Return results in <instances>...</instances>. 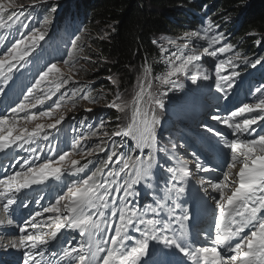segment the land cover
<instances>
[{"label": "snow or ice", "instance_id": "1", "mask_svg": "<svg viewBox=\"0 0 264 264\" xmlns=\"http://www.w3.org/2000/svg\"><path fill=\"white\" fill-rule=\"evenodd\" d=\"M47 2L30 0L28 5H17L16 0H0V49H3L0 52V95H6L11 90L17 73L23 75L21 69L31 62L33 54L45 40L52 23L51 16L57 11L55 6H51L48 16L39 26L30 27L29 23L21 19L26 16L24 8H34ZM28 18H31L30 14ZM214 27L218 28L219 25L209 20L207 27L201 31L185 32L177 39L168 40L167 44L175 50L160 45L159 55L165 70L154 79L161 87H182L181 77L190 79L193 84L201 79H210L206 70L201 72L199 62L202 56L206 54L216 58L218 54L231 52L234 48L233 44L226 42L215 47L224 41V33L209 35ZM14 28H17L18 34L9 44ZM80 39L77 36L71 41L67 59L60 62L67 70L61 68L59 63H45L36 71L31 86L21 87L22 99L18 98L14 102L10 113L0 114V153L11 149L13 145L24 148V145L34 143L45 132V128L56 129L66 117L61 114L54 118L55 109H59L61 101L66 98L72 101V107L75 108L78 91L85 101L95 102V98L77 88L80 82L74 78L79 74L77 65L80 60H91V57L83 54ZM193 39L206 42L207 46L202 48V52L188 42H179ZM156 43L153 40V44ZM240 59L237 52L228 59L218 60L214 65L215 88L224 96L238 86L236 78L240 72L236 70L238 65L234 61ZM262 61L264 56L254 61L243 58V62L251 63L253 68ZM152 73V66L145 60L138 91L131 102V122L126 126L120 127L118 124L111 132L102 131L106 122L101 120L97 130L90 131L87 136L72 143L71 153L65 151L58 159L45 158L40 164L24 158L22 163L17 162L19 170L4 172L0 178V226L5 227L15 223L12 209L18 200L23 207H28L23 200L27 198L26 190L33 185L44 184L50 177L59 180L66 174H83L66 185L67 192L56 196L54 203H49L41 211L24 219L19 227L18 238L4 245L6 248L22 250V264H173L168 259L173 250L183 257L175 264H264V124L261 123L264 121V85L255 89L258 94L255 103H243L227 116H211L212 120L231 130V139L205 125L207 132L219 138L217 144H222L223 149L227 150L224 153L227 170L215 181L203 178L197 181L206 194L211 191L217 195L211 196L216 210L212 225L214 232L205 234V244L195 246L186 230L189 215L186 211L179 215L176 213V209L181 207L176 201L185 191L182 185L191 175L188 167L190 161L177 155L176 143H171V151L158 147L156 130L160 120L156 109L165 108L162 97L166 93L153 94ZM108 79L117 84L112 76ZM69 85L72 87L71 94L61 91ZM57 93L60 96L48 106V110L38 113L31 111L43 108L45 102L52 100ZM105 106L119 112L129 107L118 90ZM84 111L90 113L93 109L86 108ZM21 113L26 121H33L38 115L53 119V122L46 126L37 123L31 130L27 127L18 128ZM101 131L100 143L81 147L82 140L97 137ZM115 137L133 141L129 153L123 151V139L117 142ZM43 138L47 139V134ZM145 149L148 150L146 155ZM25 150L35 159H40L37 148ZM136 152L139 154H130ZM73 153L80 155L81 159L72 158ZM98 153H105V157L94 162L91 157H96ZM156 153H164L168 160H176L177 166L161 164ZM81 160L84 162L81 163ZM194 163L199 171H213L205 167L199 158ZM89 165H93V169H89ZM237 165L239 168L235 178H231V170L236 169ZM156 168L168 177L164 180L163 195L153 193V202L141 207L137 203L140 195L138 188L144 186L151 190L155 187ZM63 230H68L69 235H65ZM133 230L139 233L138 238L131 235ZM70 233H78L82 239L77 242L76 236ZM61 236H64L63 240ZM209 236L212 237L210 243ZM150 242L160 247L150 252ZM54 245L55 250H51ZM152 256L156 258L149 259Z\"/></svg>", "mask_w": 264, "mask_h": 264}, {"label": "trees", "instance_id": "2", "mask_svg": "<svg viewBox=\"0 0 264 264\" xmlns=\"http://www.w3.org/2000/svg\"><path fill=\"white\" fill-rule=\"evenodd\" d=\"M69 8L70 13L79 15L82 25L104 29L107 34L93 41L100 56L93 53L97 63L93 76L98 81L87 90V94L95 98L94 104L101 106L113 98L117 86L128 95L129 88L135 85L134 79L142 70L137 68H143L145 60L152 66L153 76L162 73L165 65L160 60V45L169 48L168 39H177L178 35L199 29L207 17L223 21L225 15L233 16L221 29L226 28L224 34L233 35L228 40L234 45L233 49H238L235 51L249 61L264 56V46L260 45L264 43V0H72L62 6L60 13H66ZM153 40L157 43L153 44ZM241 64L251 68V63L245 64L243 58ZM259 67H264V61ZM109 76L116 79L117 84L105 79ZM102 85L100 92L104 93L98 95L95 90ZM77 88L84 87L78 85ZM69 89L72 91L71 86ZM79 92L76 106L82 97ZM65 102L72 105L70 99L66 98ZM75 110L77 115L84 116L81 114L85 112H80V108L75 107ZM108 115L118 117L113 111ZM103 117L101 120L104 121ZM113 127L114 123L106 121L102 131L113 130Z\"/></svg>", "mask_w": 264, "mask_h": 264}, {"label": "rangeland", "instance_id": "3", "mask_svg": "<svg viewBox=\"0 0 264 264\" xmlns=\"http://www.w3.org/2000/svg\"><path fill=\"white\" fill-rule=\"evenodd\" d=\"M30 3V0H16V4L17 5H28ZM65 3H69L67 2V0H48L47 3L42 4L44 5V7L46 8V10H48L51 6H55L57 8V10L59 9L61 11L62 9V5H64ZM58 10V12H56V14H52L51 19L53 20L55 17H57V15H59L58 13H60ZM73 16L78 19L79 15L78 14H73ZM228 16L229 18H233V16H229V15H225V17ZM211 20L213 22L214 25H219L218 28L214 27L213 31H220L223 26L225 25L226 21H217V20H212L210 17H207L205 22L207 25V22ZM70 19L67 21H64L60 24V31H62L63 34H69L70 40H74V37L79 36L81 39L79 41V45L81 48H83L84 55H88L89 57H91L90 61H85L83 59L80 60V64L77 65V71H78V75H75L74 78L79 81L80 83L78 85L84 87L83 88V92L87 93V90L89 88H93V84L97 83V79L94 78V73L97 71V63L95 55L93 53H95L98 57H100L97 53V49L96 47H94L93 41L94 40H98L99 38H101L102 36H104L106 34V31L104 29H96V28H89L87 26L79 28V26H71L70 25ZM25 23H29L30 27H37L39 26L40 22H38V18L36 19H31L29 21H26ZM77 25H80L79 21H76ZM226 30V28L224 29ZM19 31H28L27 29H19ZM191 32V31H188ZM17 28H14L11 30V36L15 38V36L17 35ZM182 35H178V37L183 36ZM209 35H211L209 33ZM232 38L233 35L229 34ZM61 38H63V36H59ZM48 35L45 38V41L42 43L41 42V48L37 54V56H34L31 58V60H35V59H39L40 57H43V59H41V62H43L47 56H50L52 54V52L54 51V49L52 47L57 46L60 43H63L61 41L58 40V38L50 36L49 40L47 41ZM168 40H171L168 39ZM50 41V42H49ZM165 42V41H164ZM180 43H185L188 42L190 44V46H196L198 49H200V51L202 52V48L206 47L207 44L205 41L203 40H198L197 39H193L192 41H179ZM48 44V45H47ZM64 44V43H63ZM259 44V43H258ZM257 44V47H258ZM66 45V44H65ZM264 46V43L260 44ZM70 47H71V43H70ZM70 47L68 46L67 50L70 49ZM215 47H220L219 45H215ZM66 49V48H64ZM169 49L170 50H175L172 46L169 45ZM264 51V50H263ZM64 53V52H63ZM66 54V53H64ZM226 54H218V56L216 58H212V57H208L206 54H204L202 56L203 59H201V61L199 62L200 65H203L206 69V71H209L210 69H212L215 65L216 62H218V60L220 59H228L229 57L233 56V55H227ZM63 59H67V56H65ZM62 58L58 61L59 66L65 70L66 67L60 63L62 60ZM238 60L234 61L237 62ZM162 62V61H161ZM209 62V63H208ZM163 63V62H162ZM164 65V63H163ZM82 66V67H81ZM137 69H142L141 67L137 68ZM165 70V69H164ZM161 72H158L156 74L160 75ZM195 74V73H193ZM210 76V79L207 81L204 80H198L196 84H193L191 82L190 79L188 78H184L181 77V81L184 80V82H182V87L179 88H168L167 86L161 87L158 83V81H155L153 76V85H152V89L151 91L153 92V94L158 95L159 92H165L166 94L162 97L164 104H165V108L164 109H160V113H166L168 111H170L172 114L177 115V116H184L188 111L190 112H200L202 114L203 117H207L209 112L208 109L213 108L214 105L219 101L217 97L214 96V94L212 93V90H216V88H213V85H215V83L211 82V79L215 78V72L208 74ZM142 76V70L137 74V78L134 79L135 81V85L132 88H129L130 90H128V95L125 93L123 94V89H121V87H117L116 89L114 88V93L118 90L121 94V98L122 100L127 103L129 105V107L124 111V112H119L120 115V121L122 125H127L130 121H131V116H132V104H131V98L132 95L138 91V81L140 80ZM106 80L108 79L107 77L105 78ZM258 79V76L255 73L252 72H243L242 74H240V76L238 77V81L237 83H240L241 86H246V83H254L256 82V80ZM108 81L110 82L111 80L108 79ZM180 81V82H181ZM71 86V85H69ZM67 86V87H69ZM67 87L65 89H67ZM102 87H99L95 90V93L97 92L98 95H102L104 93L100 92L102 91ZM65 89H62L61 91L63 92ZM81 94V92H79ZM102 93V94H100ZM97 97V96H95ZM202 102H206L209 104V108L208 109H196L195 107ZM215 103V104H214ZM52 105V103L50 104ZM100 105L99 103L94 104L92 102L89 101H85L84 99L79 100V102H77V106L78 108L81 109H86V108H92L93 111L94 109H100V107L98 106ZM76 107V109H78ZM45 110H48L47 108ZM82 110V111H83ZM67 113V114H66ZM76 113L75 108L72 107V105L67 104V102H65V100L61 101V107L59 109H55L54 111V118H58L59 115L64 114V115H68L71 118H74V115ZM104 118V117H103ZM164 119H168V116H164ZM162 120V119H161ZM53 119H50L48 117H39L37 115V118L33 121H26L24 119H22L21 121L18 122V128H23V127H27L29 130H31V128H34L35 125L37 123L42 124V125H47L49 123H52ZM101 135H98L97 137H92L89 141H90V145L91 146H95L98 139H100ZM87 146V145H86ZM238 165L236 169H233L232 172V177H235V172L238 171Z\"/></svg>", "mask_w": 264, "mask_h": 264}, {"label": "bare ground", "instance_id": "4", "mask_svg": "<svg viewBox=\"0 0 264 264\" xmlns=\"http://www.w3.org/2000/svg\"><path fill=\"white\" fill-rule=\"evenodd\" d=\"M72 4V3H71ZM64 6V5H63ZM24 11L26 13V16L25 17H22L21 19L23 20V22H26V21H29L31 19H36L37 17L36 16H30L31 18H28V13H27V8L25 7L24 8ZM65 12V11H64ZM232 18H229L228 16L224 17L223 20L225 21H229L231 20ZM82 27H85V26H81L79 28H82ZM227 30V29H226ZM226 30H220V31H213V32H210L211 35H217L219 34L220 32H225ZM226 33V32H225ZM235 35V34H234ZM49 32H48V38H47V41L49 40ZM75 38V37H74ZM14 39V37H12L10 35V39L8 41V43L10 44L12 42V40ZM229 39H231V36L229 34H224V41L221 42V44H218L219 46H222L223 43H225L226 41H228ZM59 41L63 42V43H60L58 44L57 46L55 47H52L54 49V51L52 52V54L50 56H47L46 59L41 62V59H43V57H40L39 59H35V60H31V62L26 65V67L24 69H21V73H23V75H21L20 73H17L16 76L14 77V79L17 80V84H13L10 86V88L12 90H15V91H19L21 92V87L23 85H27V86H31V83L33 82L34 78H35V73L36 71L38 70V68H41L44 66L45 63H48V62H51V63H58V61L62 58H64L65 56H67V52L69 50H71V48L69 50H67L68 48V45L66 44V42H64L63 40L59 39ZM249 40V39H248ZM45 41V40H44ZM42 41V43L44 42ZM198 41V40H197ZM50 42V41H49ZM66 44V45H65ZM48 45V44H47ZM256 45V44H255ZM41 46L37 49V52L34 53L33 55L34 56H37L39 50H40ZM66 48V49H64ZM238 51V49H235ZM233 49L232 54L235 55L237 52ZM264 49H262L263 51ZM3 49H0V52H2ZM66 54H64V53ZM226 54V53H225ZM228 55V54H227ZM209 57V56H208ZM241 58H244L245 56L244 55H240ZM203 59V58H202ZM209 63V62H208ZM22 82V83H21ZM78 86V85H77ZM9 92V91H7ZM63 92H68L69 94H71V90L69 89V87H67V89H65ZM10 93V92H9ZM57 94H60V93H57ZM7 95V94H6ZM9 96V95H7ZM215 104V103H214ZM50 105V104H49ZM67 114V113H66ZM32 129V128H31ZM227 169L224 168V171H226ZM233 170V169H232ZM231 170V171H232ZM47 206V205H46ZM0 227H3V228H10V229H14L16 228L15 225L13 226H8V227H5V226H0ZM18 237L17 236H14V237H11L10 235L6 236L5 235V232L3 231V233H0V250H8V249H12V248H6L4 247V245H7L10 241L12 240H15L17 239ZM17 250V249H15Z\"/></svg>", "mask_w": 264, "mask_h": 264}, {"label": "clouds", "instance_id": "5", "mask_svg": "<svg viewBox=\"0 0 264 264\" xmlns=\"http://www.w3.org/2000/svg\"><path fill=\"white\" fill-rule=\"evenodd\" d=\"M67 2H72V0H67ZM26 5V4H25ZM63 6V5H62ZM34 8H36L37 9V12L39 13V19H41V21H40V23L42 22V20L46 17V16H48V10H46V8L44 7V5H42V4H39V5H37V6H35ZM59 10V9H58ZM58 10L56 11V12H58ZM70 11H71V9L69 8V10L65 13V12H61V13H58V14H60V15H57V17H55L53 20H52V23H51V25H50V27H49V35H50V32H51V30L52 29H54V28H56L57 27V24L55 23V22H57L58 23V25L60 26V24L62 23V22H64V21H67V20H69L67 17H69V15H71V14H73V13H70ZM59 12H60V10H59ZM56 14V13H55ZM54 14V15H55ZM65 14H67V15H65ZM76 21H79L80 22V25H77L76 24ZM55 23V24H54ZM70 25L71 26H79V27H81V26H84V25H82V23H81V20H79V19H77V20H73V19H71V22H70ZM58 29H60V28H58ZM58 31H60V30H58ZM59 33V32H58ZM61 36H65V34H61ZM76 38H74V40H75ZM69 47H70V44L69 43H66ZM71 48V47H70ZM60 96V94H57L56 96H53L52 97V100H50V102L51 103H53V101H55L56 99H58V97ZM66 100V99H65ZM99 106V105H98ZM81 109V108H80ZM83 109H81L80 110V112L82 111ZM77 112L78 111H76V113H75V115L74 116H78L77 115ZM65 119H68L69 118V116L68 115H65Z\"/></svg>", "mask_w": 264, "mask_h": 264}]
</instances>
